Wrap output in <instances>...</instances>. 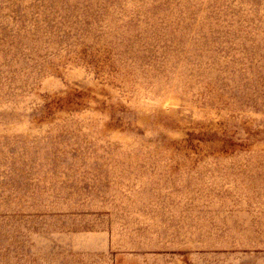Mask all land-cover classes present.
I'll return each mask as SVG.
<instances>
[{
	"label": "rangeland",
	"instance_id": "374dc122",
	"mask_svg": "<svg viewBox=\"0 0 264 264\" xmlns=\"http://www.w3.org/2000/svg\"><path fill=\"white\" fill-rule=\"evenodd\" d=\"M0 264H264V0H0Z\"/></svg>",
	"mask_w": 264,
	"mask_h": 264
}]
</instances>
